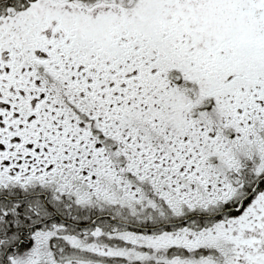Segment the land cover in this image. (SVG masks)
Here are the masks:
<instances>
[{"label": "snow or ice", "instance_id": "snow-or-ice-1", "mask_svg": "<svg viewBox=\"0 0 264 264\" xmlns=\"http://www.w3.org/2000/svg\"><path fill=\"white\" fill-rule=\"evenodd\" d=\"M0 264H264V0H0Z\"/></svg>", "mask_w": 264, "mask_h": 264}]
</instances>
